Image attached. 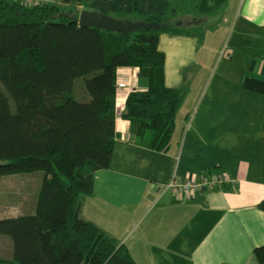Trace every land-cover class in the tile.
<instances>
[{
	"label": "crops",
	"instance_id": "obj_1",
	"mask_svg": "<svg viewBox=\"0 0 264 264\" xmlns=\"http://www.w3.org/2000/svg\"><path fill=\"white\" fill-rule=\"evenodd\" d=\"M54 1L131 22L174 11L200 29L159 39L166 87L187 90L169 152L133 143L121 114L129 94L148 83L136 69L118 70L111 165L93 175L80 217L125 244L139 264H251L264 246V0ZM225 32L227 56L219 60ZM216 169L233 183L204 187L191 200L162 192L174 176L204 182ZM33 210L24 200L0 219ZM10 248L0 238V254Z\"/></svg>",
	"mask_w": 264,
	"mask_h": 264
},
{
	"label": "trees",
	"instance_id": "obj_2",
	"mask_svg": "<svg viewBox=\"0 0 264 264\" xmlns=\"http://www.w3.org/2000/svg\"><path fill=\"white\" fill-rule=\"evenodd\" d=\"M79 16L56 3L0 0V185L4 177L35 179L34 210L0 219V238L11 247L0 264H139L125 244L80 217L81 198L91 194L93 175L111 165L119 69H136L148 83L129 94L121 114L133 143L169 152L187 90L166 87L159 39L200 29L174 11L144 20L159 29L128 34L81 28ZM251 264H264V246Z\"/></svg>",
	"mask_w": 264,
	"mask_h": 264
},
{
	"label": "built area",
	"instance_id": "obj_3",
	"mask_svg": "<svg viewBox=\"0 0 264 264\" xmlns=\"http://www.w3.org/2000/svg\"><path fill=\"white\" fill-rule=\"evenodd\" d=\"M26 6H35V5H48L55 4L54 0H15ZM226 48L221 52L223 58L227 56ZM220 55V56H221ZM233 181L229 179L224 174H213L204 182H199L197 179H187L185 181H178L175 176L170 180V182L163 186L162 192H172L177 193L181 196L183 200H191L202 188L208 186H225L232 184Z\"/></svg>",
	"mask_w": 264,
	"mask_h": 264
},
{
	"label": "rangeland",
	"instance_id": "obj_4",
	"mask_svg": "<svg viewBox=\"0 0 264 264\" xmlns=\"http://www.w3.org/2000/svg\"><path fill=\"white\" fill-rule=\"evenodd\" d=\"M75 6L78 7V4H76ZM79 10L80 9L76 8V12H79ZM229 35H230L229 33L228 34H226V32L224 33L223 35L224 46L222 45L223 47L221 46L220 48L228 47ZM221 59H223L222 55L219 57V60ZM205 89L206 90H204V93L207 92L208 87ZM34 180L31 179L30 177H23L21 175L4 177L0 185V212L1 213L5 212V214L7 215L11 214L14 212L13 210L15 209V206L17 204V201H19V198H25L26 200H30L31 193L33 192L30 186H32L31 184L33 183Z\"/></svg>",
	"mask_w": 264,
	"mask_h": 264
},
{
	"label": "water",
	"instance_id": "obj_5",
	"mask_svg": "<svg viewBox=\"0 0 264 264\" xmlns=\"http://www.w3.org/2000/svg\"><path fill=\"white\" fill-rule=\"evenodd\" d=\"M79 26L81 28H98L108 32L128 34L135 31H145L159 29L160 26L155 23L145 21L131 22L126 20H117L107 14L83 11L79 16ZM179 22L178 25H181Z\"/></svg>",
	"mask_w": 264,
	"mask_h": 264
}]
</instances>
